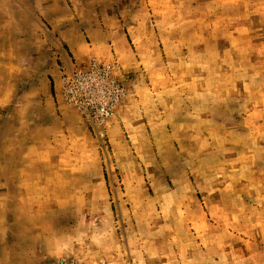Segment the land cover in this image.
Returning a JSON list of instances; mask_svg holds the SVG:
<instances>
[{
	"label": "rangeland",
	"instance_id": "374dc122",
	"mask_svg": "<svg viewBox=\"0 0 264 264\" xmlns=\"http://www.w3.org/2000/svg\"><path fill=\"white\" fill-rule=\"evenodd\" d=\"M108 6L98 55L45 52L57 114L25 121L51 192L25 235L47 243L5 264H264V0Z\"/></svg>",
	"mask_w": 264,
	"mask_h": 264
},
{
	"label": "crops",
	"instance_id": "0c3cea01",
	"mask_svg": "<svg viewBox=\"0 0 264 264\" xmlns=\"http://www.w3.org/2000/svg\"><path fill=\"white\" fill-rule=\"evenodd\" d=\"M106 2L115 0H0V264L16 258L20 250L34 254L47 243L39 231L29 229L25 235L36 224L32 212L41 207L35 196L51 192L48 185L43 191L36 185L43 159L35 155L44 145L33 140L37 122L25 121L46 109L48 115L57 114L59 98L49 86L59 83V66L56 52H45L54 51L59 42L76 63L98 55L106 37L113 35L105 31V20L115 17ZM116 34L122 44L119 30ZM29 131L32 138L25 140ZM44 161L47 178L54 172L50 160ZM53 162L56 167L57 159ZM33 258L34 264L40 263L38 256Z\"/></svg>",
	"mask_w": 264,
	"mask_h": 264
}]
</instances>
